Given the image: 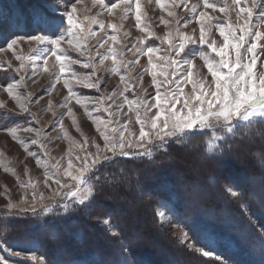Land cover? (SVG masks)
Here are the masks:
<instances>
[{
	"label": "rangeland",
	"instance_id": "rangeland-1",
	"mask_svg": "<svg viewBox=\"0 0 264 264\" xmlns=\"http://www.w3.org/2000/svg\"><path fill=\"white\" fill-rule=\"evenodd\" d=\"M18 2L25 6L32 3L45 6L58 20L63 17L61 22L65 25V13L74 3L76 17L81 22L79 45L64 43L61 47L67 57L79 63L72 64L65 59L66 67L61 72L55 57L47 51L49 45L31 39L50 33L34 31L26 35L21 28V35L9 33L13 13L7 15L0 10V36L5 39L0 47V212L47 214L61 206L67 211L86 204L94 196L93 175L102 165L116 157L149 155L154 148L165 150L185 133L202 128L185 129L165 136L163 141L155 136L139 138L140 121H145V131H148V121L160 112L155 107L157 94L163 100L165 95L171 96L179 84L183 95L175 105L178 112L185 99L191 98L193 106L199 103L194 99L197 93L192 90L193 84L182 83L187 70L192 72L193 82L203 80L205 91L209 86L215 89V78L208 71L206 61L220 59L208 45L214 42L217 48L223 47L221 27L227 32L231 24L235 30V37L230 38L226 49L231 61L235 60L239 36H245L240 48L242 63H251L252 53L246 49L251 43L257 44L253 71L258 78L264 77V0H240L239 4L235 0H208L215 8H205L204 0H139V21L136 20V0H119L116 8H110L105 0H0L3 8L12 11H16ZM194 6L195 12L192 11ZM240 7L250 8L251 16L240 13L238 17ZM200 12L206 14L203 26L208 44L199 39ZM100 24L104 27L100 28ZM241 25L250 32L261 33V39H249L240 30ZM183 35L192 37V42L183 53L176 55L174 45L181 42ZM12 39H18V43L9 49L7 45ZM168 40H172V44ZM148 47L157 49L151 57L147 54ZM172 60H190L194 67L172 64ZM85 77L98 79L99 90L77 83L78 78ZM66 83L73 89L71 95ZM144 101L148 102L150 111H146ZM163 107L171 105L165 102ZM183 112L186 114L188 109ZM166 115L158 123H162ZM263 119L260 115L247 120L233 116L230 122L210 119L208 126L203 127L213 132L208 137L210 151L240 126ZM106 136L113 143L123 138V152L113 151L106 143ZM187 168L192 174L196 165L192 167L187 163ZM69 171L81 177L84 183L73 181L67 175ZM70 190L77 195L73 197ZM156 214L167 235L176 238L188 251L203 255L204 251L195 245L170 203H161ZM104 222L114 232L109 221ZM25 248L4 246L0 255L17 257L12 252L18 251L17 258L31 264H48Z\"/></svg>",
	"mask_w": 264,
	"mask_h": 264
},
{
	"label": "trees",
	"instance_id": "trees-1",
	"mask_svg": "<svg viewBox=\"0 0 264 264\" xmlns=\"http://www.w3.org/2000/svg\"><path fill=\"white\" fill-rule=\"evenodd\" d=\"M1 5L13 13L8 31L15 35L20 28L26 35L43 31L42 20L57 19L35 3L18 2L16 11ZM4 42L0 36V47ZM212 135L199 128L165 150L113 158L93 175V198L67 211L0 212L2 247H26L48 264H264V119L240 126L214 151ZM187 163L196 165L192 174ZM163 202L212 255L188 251L165 233L156 214Z\"/></svg>",
	"mask_w": 264,
	"mask_h": 264
},
{
	"label": "snow or ice",
	"instance_id": "snow-or-ice-1",
	"mask_svg": "<svg viewBox=\"0 0 264 264\" xmlns=\"http://www.w3.org/2000/svg\"><path fill=\"white\" fill-rule=\"evenodd\" d=\"M160 2V0H158ZM236 4L240 3V0H235ZM110 8H116L119 6V0H111L108 5ZM71 10L66 11V25L61 21L64 18L58 19H50V20H42L43 31L50 33V35H35L31 37L36 41L41 42L42 44L49 45L48 53L51 56L55 57L56 62L59 63V67L61 72L65 70V59H68L70 63L75 64L79 63L78 60H71L70 57H67V53L62 49L61 45L66 43L68 45L77 44L79 45L78 36L80 34L81 22L78 21L76 17L77 8L74 3L70 5ZM205 8H215L216 5L214 3H209L208 0H204ZM221 12L224 11V8L219 9ZM195 12V6L192 9ZM240 13H245L247 16H251V9L240 7L237 12V16L239 17ZM206 18V14L204 12L199 13V19L201 21L200 27V36L199 39L202 43L208 44V41L205 40V31L203 26V21ZM140 17V4L139 0H136V20L139 21ZM264 19V18H262ZM95 22V21H92ZM247 21H245V24ZM104 25L100 24V28H103ZM112 28L115 29L116 25L113 24ZM241 31L247 34L249 39L260 40L261 33L259 32H250L248 28L244 25H241ZM220 35L224 37L225 43L223 47L217 48L215 43H211L208 46L211 48V51L215 53L220 59L218 61H206L207 69L211 73V75L215 78V89L212 90L209 86L207 91L204 90V82L203 80L195 81L192 80V72L187 70L184 74V78L182 83H192L193 84V92L197 93L194 97L196 101L199 103L196 105L191 104V98L185 99L183 102V108L178 112L175 108L176 104L180 103V96L183 95V91L179 84L176 85V91L169 95H165L163 100L160 95H156V104L160 112L159 114H154L152 118L148 121V131H145V121H140V132L139 138L141 140L146 137L155 136L163 141L165 136H173L178 132H183L185 129H195L197 126L199 127H207L208 121L210 119L214 120H223L226 122H230L233 116H241L243 119L247 120L254 115H260L264 117V77H257L253 71V68L256 63V53L255 50L257 48L256 43H251L250 46L246 49L247 52L252 53V61L251 63H242L240 48L242 47V43L245 40V36L241 35L237 38L238 42L235 44V60L231 61L228 58V54L226 49L229 47L228 41L230 38L235 37V30L231 24L228 25V31H225V28H220ZM115 39V37H113ZM169 44H172V40L167 41ZM192 42V37L188 35H183L181 38V42L174 45V52L176 55L183 53L185 47L188 43ZM18 43V39H12L11 42L7 45L9 49H12L14 45ZM103 47V45H100ZM157 49L154 47L147 48V54L151 57L152 53L156 52ZM18 60L21 59L20 56L16 57ZM46 62V59H45ZM172 64H188L194 67L192 61L190 60H172ZM23 67V65H21ZM88 67V65H85ZM155 68V65H153ZM237 68L240 70L237 71ZM227 70L226 72L224 70ZM47 71V68L44 69ZM75 76V73H72ZM156 73L153 72V79L155 80ZM77 83H83L87 88H94L99 90V80L96 79L93 81L91 78L85 77L82 80L77 79ZM66 86L69 89L70 95L73 93V89L70 85ZM11 88V85H8ZM171 105V107L165 108L163 107L164 103ZM145 105L146 111H150L151 109L148 107V102H143ZM183 109H188V112L185 114ZM166 118L163 119L162 123H158L161 121L162 116ZM155 130V131H153ZM106 143L111 145L113 151L116 149H120L123 152L125 148V143L123 138H121L119 143H113L109 141L107 136L105 137ZM131 147V145H128ZM127 154V153H123ZM87 163V160H85ZM69 167H71L69 165ZM83 168V165H82ZM69 177L73 181H78L79 183H84V180L79 176H73L72 172L69 171L67 173ZM57 184H60L59 179H57ZM67 186V182L63 185ZM70 194L75 197L77 193L75 191L70 190ZM79 203H83V201H79ZM7 242H0V250L3 249V245ZM209 243H211V239L209 238ZM7 247H11V245H7ZM12 255L19 256L20 253L18 251H13ZM203 255L208 257L212 255L211 250L204 251ZM35 260V257H33ZM0 264H9L8 259L0 255Z\"/></svg>",
	"mask_w": 264,
	"mask_h": 264
}]
</instances>
